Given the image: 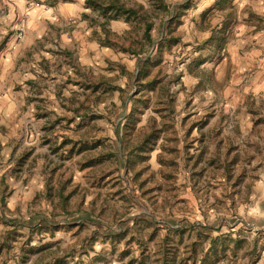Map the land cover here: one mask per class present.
Masks as SVG:
<instances>
[{
    "label": "rangeland",
    "instance_id": "374dc122",
    "mask_svg": "<svg viewBox=\"0 0 264 264\" xmlns=\"http://www.w3.org/2000/svg\"><path fill=\"white\" fill-rule=\"evenodd\" d=\"M126 1L148 18L103 29L90 7L106 57L59 51L35 72L27 50L0 64L3 93L29 71L38 87L57 80L54 101L28 95L0 125V264H264V94L230 50L239 22L264 13ZM45 2L0 0V63Z\"/></svg>",
    "mask_w": 264,
    "mask_h": 264
},
{
    "label": "crops",
    "instance_id": "0c3cea01",
    "mask_svg": "<svg viewBox=\"0 0 264 264\" xmlns=\"http://www.w3.org/2000/svg\"><path fill=\"white\" fill-rule=\"evenodd\" d=\"M241 8L249 7L251 10H257L264 13V0H232ZM26 4L20 6V12L25 11ZM90 7L86 0H62L50 1L42 3L37 7L29 10V23L26 34L13 44V40L7 41V46L1 52V63L5 66H10L14 59H17L19 54L25 51L31 52V66H35L33 71L39 72L38 66L40 62H50L58 55L59 51L71 54L74 52L79 54L81 63H91L93 54L94 60L102 59L110 54V48L95 36L99 32V27L89 23ZM239 22L237 26L236 40L230 47L233 52H238L237 57H242L243 61L239 69L246 72L248 69L252 72L251 83L253 88L264 94V63H258L257 57L264 53V25L249 20ZM123 26L122 23L116 20L113 27ZM14 45V47H13ZM243 55L239 54V48ZM246 49V50H245ZM97 57V58H96ZM29 71L27 75L19 81V92H16V87L13 79H11V87L3 93L0 83V125H9L10 116L14 109L23 105L28 95L48 96L53 100L56 97L55 85L57 80H47V83L38 87L39 80L36 74ZM35 78V79H34ZM7 86V81H5ZM20 96V97H19ZM22 100V103H20ZM54 101V100H53ZM34 105L31 106V108ZM17 126V129L26 128V123ZM9 139V137H7ZM12 149L6 152H11ZM264 203V202H262Z\"/></svg>",
    "mask_w": 264,
    "mask_h": 264
},
{
    "label": "trees",
    "instance_id": "16d2710c",
    "mask_svg": "<svg viewBox=\"0 0 264 264\" xmlns=\"http://www.w3.org/2000/svg\"><path fill=\"white\" fill-rule=\"evenodd\" d=\"M158 7H163L167 9L169 5L163 1L159 0ZM86 3L89 7H92L95 10H99L100 14L103 15L104 19L100 22V25L104 29L105 24L108 23L112 19H117L119 17H123L125 21H133V20H146L148 18V14L142 11L143 6H135L129 4L126 0H86ZM174 17V16H173ZM152 26V22H146V30L145 36L147 39H150L149 30ZM143 66L141 67V72L145 69V71L149 72L151 68L149 67L151 63V59L148 58L146 61L143 62ZM156 81L153 79L149 82ZM167 92V89H165ZM144 94V93H141ZM142 98V97H141ZM140 98V99H141ZM171 103V102H170ZM172 105L169 103L162 106V109H171ZM149 140V139H147ZM198 225V224H197ZM163 264H174V256L169 259L168 257L164 258Z\"/></svg>",
    "mask_w": 264,
    "mask_h": 264
},
{
    "label": "built area",
    "instance_id": "2783aa9c",
    "mask_svg": "<svg viewBox=\"0 0 264 264\" xmlns=\"http://www.w3.org/2000/svg\"><path fill=\"white\" fill-rule=\"evenodd\" d=\"M26 17L24 16V17H22L21 18V23H20V25H19V32H18V37L19 38H21L23 35H24V32H25V30H26Z\"/></svg>",
    "mask_w": 264,
    "mask_h": 264
}]
</instances>
